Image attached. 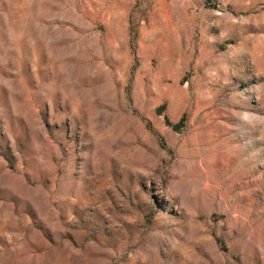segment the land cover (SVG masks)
I'll return each instance as SVG.
<instances>
[{"label":"rangeland","instance_id":"obj_1","mask_svg":"<svg viewBox=\"0 0 264 264\" xmlns=\"http://www.w3.org/2000/svg\"><path fill=\"white\" fill-rule=\"evenodd\" d=\"M0 264H264V0H0Z\"/></svg>","mask_w":264,"mask_h":264}]
</instances>
